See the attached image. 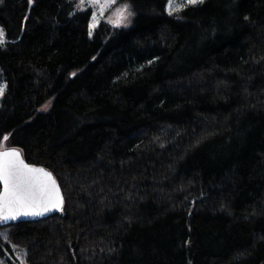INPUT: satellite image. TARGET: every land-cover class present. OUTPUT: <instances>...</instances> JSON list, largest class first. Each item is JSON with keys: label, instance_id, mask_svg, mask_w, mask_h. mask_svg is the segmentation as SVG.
<instances>
[{"label": "trees", "instance_id": "16d2710c", "mask_svg": "<svg viewBox=\"0 0 264 264\" xmlns=\"http://www.w3.org/2000/svg\"><path fill=\"white\" fill-rule=\"evenodd\" d=\"M119 2L92 36L74 0L0 3V140L63 195L0 229L27 264H264V0Z\"/></svg>", "mask_w": 264, "mask_h": 264}, {"label": "snow or ice", "instance_id": "6c2138e0", "mask_svg": "<svg viewBox=\"0 0 264 264\" xmlns=\"http://www.w3.org/2000/svg\"><path fill=\"white\" fill-rule=\"evenodd\" d=\"M2 2L3 0H0V3ZM28 2L31 5L33 0ZM115 2L116 0H80L79 10L84 11L86 7L94 9L89 35L92 34L98 15L102 16ZM203 3L204 0H187V4L193 6ZM174 7L175 0H169V14H172ZM178 7L182 9L184 5ZM114 15L115 20L110 21L113 27H127L129 18L134 13L130 10V5L125 3L116 9ZM4 36L3 30L0 29V45L4 43ZM4 87L0 86V96L3 95ZM7 139L8 136L3 137V141ZM0 183L3 184V191L0 192V223L16 220L21 215H41V208L47 211L49 207H59L62 202L51 174L42 168L25 164L16 149L0 150ZM0 236L8 239L6 233H0Z\"/></svg>", "mask_w": 264, "mask_h": 264}, {"label": "rangeland", "instance_id": "374dc122", "mask_svg": "<svg viewBox=\"0 0 264 264\" xmlns=\"http://www.w3.org/2000/svg\"><path fill=\"white\" fill-rule=\"evenodd\" d=\"M74 1L76 2L77 8H78V5L80 4V0H74ZM175 4H176V7H174L171 15H174V17L176 19H179V15L177 13L179 12L180 8L178 6L179 5H188L187 0H175ZM121 5H123V3L119 2V0H116V2L112 5V7L107 9V11H105L102 16L98 15V19L95 22V26L92 30V34H93L94 30L96 29V27L101 22L112 24V23H110V21L115 20V18H116L114 15L115 11ZM87 8H90L92 10V14H93L94 9L91 7H86V9ZM167 11L169 12V2H168V6H167ZM130 18H129V20H130ZM90 23H92V16L90 18L89 25H90ZM92 34L89 36H92ZM0 86H5L1 80H0ZM4 92H5V87H4ZM4 92H3V94H4ZM2 96H0V101H1ZM47 107H48V105H45L43 109L46 110ZM5 148H8V142L3 141V139H2V140H0V149H5ZM0 233H6L9 237V231L7 229H0ZM0 264H27L25 249L20 248L16 245H13L9 241V239L5 240L2 236H0Z\"/></svg>", "mask_w": 264, "mask_h": 264}, {"label": "water", "instance_id": "95a60500", "mask_svg": "<svg viewBox=\"0 0 264 264\" xmlns=\"http://www.w3.org/2000/svg\"><path fill=\"white\" fill-rule=\"evenodd\" d=\"M12 148H5V149H0V150H10ZM20 154V153H19ZM20 158L23 160L21 154H20ZM24 161V160H23ZM25 164H28L27 162L24 161ZM29 166L31 167H34V168H42V167H38V166H34V165H30L28 164ZM44 169V168H42ZM45 172L51 174L50 172H48L47 170L44 169ZM51 177L52 179L55 181L56 183V186L59 190V194H60V197H61V204L59 207H49V210L45 211L43 208L40 209V211L42 212L41 215H35V216H32V215H29V216H25V215H21V216H18L16 220H12V221H8L7 223H0V226H5V225H9V224H15V223H18L20 221H34V220H40V219H44L46 217H49V216H52L54 214H56L57 212H60L61 209H62V206H63V195H62V192H61V189L56 181V179L54 178V176L51 174ZM3 191V184L0 183V192Z\"/></svg>", "mask_w": 264, "mask_h": 264}]
</instances>
